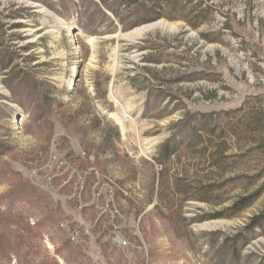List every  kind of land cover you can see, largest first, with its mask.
Wrapping results in <instances>:
<instances>
[{
  "label": "rangeland",
  "instance_id": "1",
  "mask_svg": "<svg viewBox=\"0 0 264 264\" xmlns=\"http://www.w3.org/2000/svg\"><path fill=\"white\" fill-rule=\"evenodd\" d=\"M260 214L264 0H0V264H261Z\"/></svg>",
  "mask_w": 264,
  "mask_h": 264
},
{
  "label": "trees",
  "instance_id": "2",
  "mask_svg": "<svg viewBox=\"0 0 264 264\" xmlns=\"http://www.w3.org/2000/svg\"><path fill=\"white\" fill-rule=\"evenodd\" d=\"M102 2L104 4V1H102ZM160 18H161L160 15H157L156 20H158ZM115 136H116L117 140H120V133L118 130H117V133ZM173 151H174V149L170 145H165L162 155L165 159H168L169 156L172 155ZM255 200H256V197H253V196L252 197H246L243 200H240L239 202L236 203L235 209L238 212L243 211L244 209L250 207ZM263 220H264V218H263L262 214L252 218L251 224H250L251 229L261 228ZM261 264H264V260Z\"/></svg>",
  "mask_w": 264,
  "mask_h": 264
},
{
  "label": "bare ground",
  "instance_id": "3",
  "mask_svg": "<svg viewBox=\"0 0 264 264\" xmlns=\"http://www.w3.org/2000/svg\"><path fill=\"white\" fill-rule=\"evenodd\" d=\"M111 117H112V119H114L115 121H118V123L121 124V122H119V120L117 119V117H115V115L112 114Z\"/></svg>",
  "mask_w": 264,
  "mask_h": 264
}]
</instances>
